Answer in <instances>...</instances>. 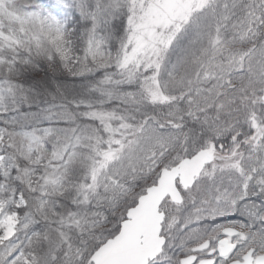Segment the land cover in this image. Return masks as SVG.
<instances>
[{
  "label": "snow or ice",
  "instance_id": "obj_1",
  "mask_svg": "<svg viewBox=\"0 0 264 264\" xmlns=\"http://www.w3.org/2000/svg\"><path fill=\"white\" fill-rule=\"evenodd\" d=\"M0 264H264V0H0Z\"/></svg>",
  "mask_w": 264,
  "mask_h": 264
}]
</instances>
